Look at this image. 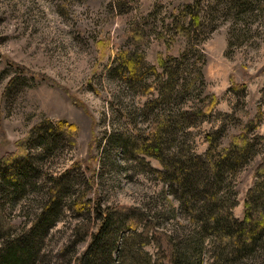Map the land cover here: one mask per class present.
Wrapping results in <instances>:
<instances>
[{
  "label": "rangeland",
  "instance_id": "rangeland-1",
  "mask_svg": "<svg viewBox=\"0 0 264 264\" xmlns=\"http://www.w3.org/2000/svg\"><path fill=\"white\" fill-rule=\"evenodd\" d=\"M154 71L171 72L175 88L154 83ZM212 95V108L200 111ZM39 123L44 138L26 140ZM212 132L219 148L248 139L247 160L217 191L241 220L264 160V0H0V157L25 140L36 167L23 162L14 175L29 182L23 193L0 186L12 234L32 222L53 178L68 187L31 264H80L102 211L110 226L134 223L119 232L108 264H168L165 235L181 249L198 230L192 216L213 182L196 171ZM151 137L159 156L138 149ZM159 157L186 168L189 203ZM214 238L196 248L200 264H264V230L251 252L230 260Z\"/></svg>",
  "mask_w": 264,
  "mask_h": 264
},
{
  "label": "trees",
  "instance_id": "trees-1",
  "mask_svg": "<svg viewBox=\"0 0 264 264\" xmlns=\"http://www.w3.org/2000/svg\"><path fill=\"white\" fill-rule=\"evenodd\" d=\"M194 3L196 4V1ZM192 5L187 4L186 8H190ZM190 13L189 21L191 20L190 23H192L198 19L197 6ZM180 30L184 35L189 34L188 25H181ZM163 63L164 61L160 60V64L163 65ZM132 68L130 67L128 70L131 71ZM164 76L165 73H155L154 83L159 82L165 88H175L172 73L168 72L165 78ZM154 83L152 86H154ZM207 98H209L208 101H206L200 111L206 112L214 105V96H207ZM259 116L260 114L258 113L256 118H259ZM248 123L252 124L253 119L249 120ZM48 124L52 126L51 122ZM54 125L58 130L60 129L68 134L75 132L74 125L68 124L65 121L55 122ZM45 126L46 123H39L34 126L28 133L26 140L33 136L44 138ZM216 136H218V132L207 133L205 135L207 149L203 162L206 163L204 164L206 167L201 166V169L196 171L201 182L207 183L209 179L213 182L210 187L208 186L209 188L206 191L207 195H205L203 204L198 205L196 203L198 210L196 215L192 217L196 223L198 222V230H195L187 237V242L181 246V249L174 247L170 237L165 235L168 264H185L188 258H190L191 264H200L198 249L196 248L200 247L207 234L210 238H214L215 236L214 243L215 245L219 244L217 253H220V258L224 257L225 260H230L239 257L253 250L258 244L259 236L264 230V160L257 165L256 171L259 176L257 185L259 184L260 187L257 186L255 189L249 188L247 190L244 216L241 220H238L233 217L229 210L230 206L234 204V200L229 201V203L231 202L229 205L227 201L225 202V200L229 199V196L226 193V195H221L217 191L223 181L225 172L234 171L247 160L245 157V147L248 145V139L246 136L243 135L242 137L241 135L238 137H242L238 143L231 142L228 147L219 148ZM70 141L74 142V138H71ZM25 142L24 140L23 145L18 150L0 157V186L1 184L6 185L8 190L11 189V191L7 190V192L13 195L18 191L23 193L25 191L24 188L29 185V182L17 179L18 177L14 176L16 174L20 175L23 162L28 161L30 168H36L32 165L33 163L30 164L31 158L29 159L28 152L26 151L27 153H25ZM152 142V137L150 139L139 140L138 144L140 147L138 149L149 151V154L159 156L156 151L158 149L152 147L153 151H150L149 148H151ZM194 157L200 159L199 156ZM159 158L162 161V166L167 170V167L171 163L168 164L165 162L166 160L161 157ZM167 171L170 172L168 175L171 177L174 185L178 184L180 188L185 185L182 200L184 202H187L189 199V201L193 200L196 194L192 196L193 191L188 187L187 170L184 165L180 162H173L170 170ZM60 179V177H55L50 181L47 187V196L43 205H41L42 207L36 213L29 226L17 235L12 234L11 223H9L3 211L4 204L0 203V264H31L33 262L41 238H44L47 230L56 220L55 210L63 205V199L62 202L60 199L68 191L67 185L61 182ZM1 190L3 191V188L1 189L0 187V194L2 193ZM209 197L213 199L214 203L209 201V199L206 201V198ZM190 207L194 208L193 204H190ZM102 213L100 217L102 218V215H104L103 223L91 235L90 244L82 254L80 264H108V261H112L111 253L114 250L115 240L118 239L119 232L127 225L132 229L131 224L134 223L127 221L126 217L124 219H115L114 224L110 226V213L108 214L103 211ZM97 214H100V212H97ZM148 264L150 263L148 262Z\"/></svg>",
  "mask_w": 264,
  "mask_h": 264
}]
</instances>
